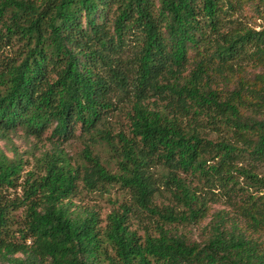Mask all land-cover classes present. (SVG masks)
<instances>
[{"label":"trees","instance_id":"1","mask_svg":"<svg viewBox=\"0 0 264 264\" xmlns=\"http://www.w3.org/2000/svg\"><path fill=\"white\" fill-rule=\"evenodd\" d=\"M249 4L264 16V0H0V136L54 138L28 171L0 147V191H22L0 193V264H264V24L237 16ZM78 129L74 163L62 144ZM115 184L132 201L105 226L74 208L80 186ZM223 198L235 216L216 212L205 240L167 226ZM138 210L156 231L131 227Z\"/></svg>","mask_w":264,"mask_h":264},{"label":"rangeland","instance_id":"2","mask_svg":"<svg viewBox=\"0 0 264 264\" xmlns=\"http://www.w3.org/2000/svg\"><path fill=\"white\" fill-rule=\"evenodd\" d=\"M261 8H264V6ZM261 11L255 9V5H245L238 13L237 16L245 23L250 26L260 28V25L264 24V16H261ZM114 127L119 131L120 128H128V119L123 112H117L115 117H112ZM52 131H47L42 138L37 139L34 136H27L22 129L11 131L6 138L0 136V147L10 157H21L25 161V171H28L33 167L35 159L42 155L43 152L51 150L53 147L52 141L54 138L51 135ZM80 130L76 131L75 136H72L68 141L63 142L62 147L70 155L72 161H80L81 151L86 146V138L81 136ZM95 152L100 153L104 161H110L111 155L101 145L95 147ZM112 164L114 170L116 165L113 161L109 162ZM1 194L7 198H14L17 195H21L22 191L20 188L3 189L0 191ZM0 194V196H1ZM165 193L163 196H158L155 201L159 205L163 203H169L170 199ZM131 194L123 189L119 184L109 186L107 190L102 189L101 191L89 192L80 186V192L73 198V203L76 204L77 208H90L95 210L101 220V225L105 226L108 223V216L114 210L121 211V205L131 204ZM225 209L228 211L230 217L235 216V211L229 207L226 203L225 198L218 202H211V209L208 215L201 220L199 223H174L167 225L174 229V231L185 235L190 240L203 241L209 235L210 222L215 217L216 212ZM156 217L150 216L146 211L138 210L136 213L130 214L129 223L133 229H137L138 232L143 235L146 230L156 231L155 221Z\"/></svg>","mask_w":264,"mask_h":264}]
</instances>
